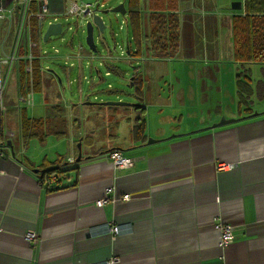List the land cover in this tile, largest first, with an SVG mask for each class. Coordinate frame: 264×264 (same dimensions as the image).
Returning <instances> with one entry per match:
<instances>
[{
    "label": "crops",
    "instance_id": "obj_1",
    "mask_svg": "<svg viewBox=\"0 0 264 264\" xmlns=\"http://www.w3.org/2000/svg\"><path fill=\"white\" fill-rule=\"evenodd\" d=\"M72 1L51 0L48 24L66 17ZM153 1L139 0L143 65L131 78L138 89L127 101L135 105L105 106L81 120L72 111L69 120L58 113L55 73L42 70L52 59L40 58L44 27L33 17L30 33L24 39L22 33L0 115V264H97L113 256L119 264H264V65L234 58L233 19L244 14L243 0H176L179 43L167 58L150 48ZM3 4L0 58L13 54L22 21L20 0ZM38 10L34 0L31 12ZM31 40L38 43L42 82L25 113L50 121L60 142L48 153L49 139H27L22 130L19 98L28 91L23 68ZM142 117L145 130L137 135ZM223 117L237 122L213 127ZM113 150L135 157L134 167L114 168ZM53 168L68 172L48 191L34 170ZM219 221L234 226V241L222 250ZM126 223L129 233L115 240L90 235L97 226ZM31 231L38 237L29 241Z\"/></svg>",
    "mask_w": 264,
    "mask_h": 264
},
{
    "label": "rangeland",
    "instance_id": "obj_2",
    "mask_svg": "<svg viewBox=\"0 0 264 264\" xmlns=\"http://www.w3.org/2000/svg\"><path fill=\"white\" fill-rule=\"evenodd\" d=\"M82 1L85 3H94L97 0ZM99 1L103 2L105 7L104 9H100L101 11L115 8L124 2V0ZM101 15L107 27L103 33L97 28L94 29L97 53L91 51L86 43V26L83 21H80L82 28L76 30L78 19L74 16L59 18L58 22L62 23L64 26L62 34L60 36L51 37L47 43H44L45 50L49 53L54 54V49H58L62 56H64V54H73L78 57V60L75 59L71 62L74 64L72 69H70L66 61L61 58L52 59V63L46 62L43 66L44 68L48 67L49 70L55 73L52 77L50 76V79L53 81L52 83L58 88V97L56 99L54 98V101L58 102L62 106L61 108H63L58 113H60V115H66H64V117L60 115L57 116L65 120H69L68 115L70 111H72L75 116L77 115L79 120L93 112L96 113V115L102 114L100 108L105 107H102L103 103L130 101L132 95H134L138 89V84H135L133 87L129 85L131 83V78L134 77L137 70L143 65V60L136 55H128V44H130L134 53L136 52V47L131 40V31L125 24V17L119 13H101ZM48 25V21H46L44 23V32L48 28ZM108 51H111L112 60L103 64V60H100V57L106 56ZM65 68L67 72L64 70ZM107 72H109V76H106ZM47 79H49V77H47ZM44 81V83H46V79ZM59 89L61 96L59 95ZM68 102L74 105L75 110L69 109L66 105ZM82 103H86L87 105H82ZM28 112L29 116H31L32 110ZM44 121L48 120L45 119ZM49 125L50 123L47 122V128ZM53 128L54 125L51 129L53 130ZM45 133L47 136L46 139H49L50 142L49 145H47L48 153V151H51L50 146L53 144L57 145L60 140L56 133L51 131L46 132V128ZM45 133L39 132L40 140ZM32 140L35 141L36 139ZM78 145L79 143L76 144V148L79 151ZM113 152L122 151L113 150L112 153ZM122 154L125 155L123 152ZM111 161L113 160L111 159Z\"/></svg>",
    "mask_w": 264,
    "mask_h": 264
},
{
    "label": "trees",
    "instance_id": "obj_3",
    "mask_svg": "<svg viewBox=\"0 0 264 264\" xmlns=\"http://www.w3.org/2000/svg\"><path fill=\"white\" fill-rule=\"evenodd\" d=\"M129 8V21L128 27L131 31V40L137 47V51L134 53L130 47L127 46L128 55L141 56L140 53V9L139 0H127ZM244 14H241L233 19V37H234V58L235 61L241 64H263L264 65V0H243ZM177 4L176 0H154L149 15V23L151 26V34L149 37L150 48L153 54L158 58L173 57L178 48L179 36L177 33L179 27V21L177 18ZM33 9V8H32ZM34 12V11H33ZM36 13V12H35ZM33 18V17H32ZM32 18L30 19V29ZM36 19V18H35ZM37 20V19H36ZM32 26H34L32 24ZM33 32V31H32ZM32 35V33H31ZM111 53V51H110ZM111 55L107 61H103V64L111 61ZM32 74H33V87L34 92L40 90L42 82V72L40 71V60L35 59L31 62ZM27 66V62H26ZM23 68V81L26 82L25 68ZM109 73V72H107ZM135 85V80L131 81L130 85ZM26 85V83H25ZM129 85V86H130ZM29 87V86H28ZM132 87V86H130ZM26 93V92H24ZM26 94H24L25 96ZM22 97V96H21ZM20 104V103H19ZM21 106V105H20ZM138 108L141 106L136 105ZM26 109L23 108L22 118V130L23 135L30 139L31 137H40L39 132H49L47 128V122L42 119H30L25 113ZM134 132L140 135L145 130V118L138 119ZM46 133L41 137L43 141L46 139ZM4 141V137L1 138ZM5 144V143H3ZM70 171H74L73 169ZM68 171L53 168L42 171L41 181L45 183L46 178L55 176L60 179V176H64ZM47 190H55L58 188L56 184L52 187L46 185Z\"/></svg>",
    "mask_w": 264,
    "mask_h": 264
},
{
    "label": "built area",
    "instance_id": "obj_4",
    "mask_svg": "<svg viewBox=\"0 0 264 264\" xmlns=\"http://www.w3.org/2000/svg\"><path fill=\"white\" fill-rule=\"evenodd\" d=\"M33 0H20V7L22 11V21L20 22V25L18 26L16 38L14 42V49L13 54H10L9 56H6L4 58H0V115L5 111L4 108V102L3 101V95L6 87V83L8 80V76L11 73L12 66L14 62L16 61L15 51L18 49V45L20 43V39L23 33V39L27 32L29 31V24H30V18L32 17L33 13L31 12V4ZM38 6L39 10L35 14L38 22L44 23L48 16H49V7H50V0H38ZM104 8V4L101 1H97L93 4H78L77 1H72L69 5V8L67 10V13L69 16H74L75 18L81 19L85 17H92L96 10ZM7 9L5 8L3 4V0H0V21L4 19L5 12ZM67 15V16H68ZM57 21V20H56ZM29 48L35 49L37 48L36 43L29 42ZM54 53L58 54V50L54 49ZM43 54H47L46 51L43 52ZM29 63L27 67L25 68V71L27 75L30 77V90L25 96H22L19 98V103L21 105V108H29L34 105V93L32 90V55L30 54L27 57ZM109 59V55L103 56V61H107ZM66 64L68 61H70V57H65ZM72 66V64H70ZM106 76H109L108 73H106ZM2 147V146H1ZM109 158H111L113 161V167L118 170H125V169H131L134 167L136 163L135 157H129L126 155H123L122 152H110ZM110 159V160H111ZM228 166L225 164H219L217 170L219 172L226 171V168ZM57 178L55 176H52L51 178L45 179L46 185H53L56 182ZM112 188L107 190V193L112 192ZM124 200H129V196L125 195L123 197ZM111 199L109 197L100 200L97 202L98 206H104L106 205ZM131 229L130 224H116L114 226H111L109 224H105L103 226H97L92 231H90V235L92 236H99L102 234H109L112 238V240H115L118 236L127 235ZM216 232L218 234V247L219 249H224L231 245L234 241V226L224 222L219 221L216 225ZM37 234L34 232H29L25 238L29 241L35 240L37 238ZM97 264H119V259L116 256H113L109 258L108 260L99 262Z\"/></svg>",
    "mask_w": 264,
    "mask_h": 264
},
{
    "label": "water",
    "instance_id": "obj_5",
    "mask_svg": "<svg viewBox=\"0 0 264 264\" xmlns=\"http://www.w3.org/2000/svg\"><path fill=\"white\" fill-rule=\"evenodd\" d=\"M242 7V3L241 2H233L232 3V8L234 10H240ZM105 8V7H104ZM101 8V9H104ZM101 13H119L122 16H125L126 14V8H125V3H121L118 6H116L115 8L109 9V10H105V11H101L100 9L96 10L95 14L92 17H85V18H81L78 19L77 24H76V30L81 29V25H80V21L84 22V25L86 26V43L88 45V47L90 48L91 51L97 53V49H96V42L94 39V29L97 28L101 33H103L106 29V24L105 21L103 20V17L101 15ZM63 25L60 22H54V23H50L48 25V28L46 29V31L43 34V42H48V40L51 37H56V36H60L63 32ZM70 30V29H69ZM131 86V85H130ZM103 106H116V107H127V106H134L135 104H131L128 102H122V101H118V102H107V103H103ZM237 122V120H226L225 117L221 118V120L214 124L213 127H221V126H225L227 124L230 123H235ZM155 143V141L153 140H149V144ZM7 145L12 149L13 151V147L11 145L10 141H7ZM79 151H80V144L78 145ZM13 158H15V153H12ZM81 160V154L79 153V157L77 159V163H79V161ZM35 174H42L41 170H34Z\"/></svg>",
    "mask_w": 264,
    "mask_h": 264
},
{
    "label": "flooded vegetation",
    "instance_id": "obj_6",
    "mask_svg": "<svg viewBox=\"0 0 264 264\" xmlns=\"http://www.w3.org/2000/svg\"><path fill=\"white\" fill-rule=\"evenodd\" d=\"M34 1V0H33ZM32 1V2H33ZM36 1H38V0H36ZM50 2H51V0H50ZM31 6H32V4H31ZM37 13V12H36ZM36 13H33V15H32V17H35L36 18V16H35V14ZM31 17V18H32ZM49 17V16H48ZM30 18V19H31ZM37 19V18H36ZM48 19V18H47ZM47 21V20H46ZM45 21V22H46ZM44 22V23H45ZM44 23H41V25L40 26H42V27H44ZM30 31H31V29H30V25H29V31H28V34L30 33ZM41 38H42V40H43V37L41 36ZM50 40V39H49ZM48 40V41H49ZM30 42H34V43H36V45H37V48H35V49H30L29 48V45H28V49H29V53L26 55V57L24 58L25 60H26V62H27V65H28V63H29V61H28V59H27V57L31 54L32 55V57H33V59H32V61L33 60H35V59H39L36 55H35V51L36 50H38V43H37V41L36 40H31ZM43 43H45V42H43ZM47 43V42H46ZM58 50V49H57ZM46 52H47V54L45 55V54H43V52L44 51H41V56H40V58L41 59H45V58H50V59H59V58H61V59H64L65 60V57H70V61H68L67 62V65L70 67V68H73L74 67V64L73 63H71L72 62V56L70 55V54H68V55H64V56H62L61 54H60V52H59V50H58V54H53V53H49L47 50H45ZM108 54L107 55H110L111 53H110V51H108L107 52ZM100 60H103V57H100ZM79 61H80V58H79ZM70 64H72V66H70ZM27 67V66H26ZM42 70H43V72H47V71H49V68L48 67H46V68H42ZM26 72V71H25ZM28 77H29V75H28ZM32 79H33V74H32ZM59 79V78H58ZM29 87H28V91L30 90V77H29V85H28ZM32 90H33V93L35 94V92H34V87H33V82H32ZM28 91H27V93H28ZM26 93V94H27ZM34 106V105H33ZM32 106V107H33ZM29 108H31V107H29ZM25 109H27V108H25Z\"/></svg>",
    "mask_w": 264,
    "mask_h": 264
},
{
    "label": "bare ground",
    "instance_id": "obj_7",
    "mask_svg": "<svg viewBox=\"0 0 264 264\" xmlns=\"http://www.w3.org/2000/svg\"><path fill=\"white\" fill-rule=\"evenodd\" d=\"M3 102V101H2Z\"/></svg>",
    "mask_w": 264,
    "mask_h": 264
}]
</instances>
